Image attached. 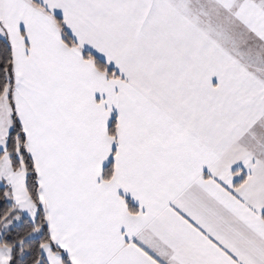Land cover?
<instances>
[{"label": "snow or ice", "instance_id": "obj_1", "mask_svg": "<svg viewBox=\"0 0 264 264\" xmlns=\"http://www.w3.org/2000/svg\"><path fill=\"white\" fill-rule=\"evenodd\" d=\"M0 264H264V0H0Z\"/></svg>", "mask_w": 264, "mask_h": 264}]
</instances>
